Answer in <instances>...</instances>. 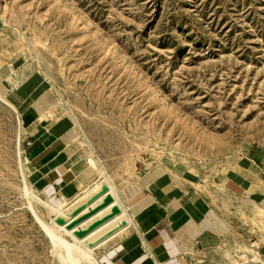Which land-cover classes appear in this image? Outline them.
Wrapping results in <instances>:
<instances>
[{
    "label": "rangeland",
    "instance_id": "1",
    "mask_svg": "<svg viewBox=\"0 0 264 264\" xmlns=\"http://www.w3.org/2000/svg\"><path fill=\"white\" fill-rule=\"evenodd\" d=\"M39 69L48 82L36 89L28 77ZM50 90L62 100L51 116L28 113ZM0 91L31 100L15 106L42 198H72L85 173L98 177L95 163L125 202L138 179L176 184L168 194L181 191L189 214L236 231L233 264H264V178L252 157L264 147V0H0ZM18 116L0 100V264H63L23 195Z\"/></svg>",
    "mask_w": 264,
    "mask_h": 264
},
{
    "label": "crops",
    "instance_id": "2",
    "mask_svg": "<svg viewBox=\"0 0 264 264\" xmlns=\"http://www.w3.org/2000/svg\"><path fill=\"white\" fill-rule=\"evenodd\" d=\"M28 96L17 93L11 99L17 107L24 106V109L32 100L28 108L31 115H42L55 104L51 90L42 93L37 100L32 98L28 101ZM44 103L45 109H39V104ZM72 134L66 131L61 141H66ZM39 139L42 140L43 137ZM32 142L31 140L30 145ZM252 149L253 160L264 178V147ZM61 152L63 159L68 158ZM80 175L79 173L78 176ZM85 176L87 180L82 176L81 184L93 179L89 173H85ZM54 183L51 180L43 186ZM176 186L152 180L142 184L138 179V182L128 183L122 188L126 202L121 199L134 214L137 228L134 225L122 239L118 237L124 234L107 242L99 257L101 264H233L228 255L233 254L232 249L236 247L232 235L236 231L229 225L204 223L201 215L189 214L184 209L181 191L179 197L168 194Z\"/></svg>",
    "mask_w": 264,
    "mask_h": 264
},
{
    "label": "bare ground",
    "instance_id": "3",
    "mask_svg": "<svg viewBox=\"0 0 264 264\" xmlns=\"http://www.w3.org/2000/svg\"><path fill=\"white\" fill-rule=\"evenodd\" d=\"M12 70V67L8 68L9 75L5 78L11 80V90H14L25 83V78L17 80L11 75ZM32 74L28 77L32 80L30 83L36 89H40L48 79L47 76L40 69ZM0 100L19 113L18 158L23 182L22 190L28 208L37 223L52 241L63 264H101L96 251L110 240L130 230L136 224L134 214L122 201L120 193L111 182L110 176L102 166L95 162L93 168L94 172L98 173V177L83 184L72 198H66L61 203L55 204L36 194L29 185L20 147L24 125L29 121L26 115H22L15 104L7 98L5 91H0ZM61 103L60 98L55 102V105H61ZM43 116L50 117L51 113L45 112ZM72 125L79 136V131L76 128L78 123L73 120ZM34 202H41L46 205L52 214L50 221L44 220L39 215ZM135 228H137L136 225Z\"/></svg>",
    "mask_w": 264,
    "mask_h": 264
},
{
    "label": "built area",
    "instance_id": "4",
    "mask_svg": "<svg viewBox=\"0 0 264 264\" xmlns=\"http://www.w3.org/2000/svg\"><path fill=\"white\" fill-rule=\"evenodd\" d=\"M25 143H26L27 145H30L31 140L28 139V140L25 141Z\"/></svg>",
    "mask_w": 264,
    "mask_h": 264
}]
</instances>
